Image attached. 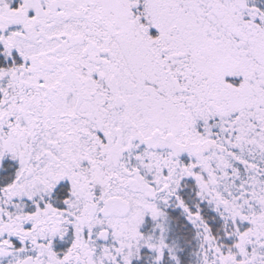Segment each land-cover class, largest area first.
I'll list each match as a JSON object with an SVG mask.
<instances>
[{"label": "snow or ice", "instance_id": "obj_1", "mask_svg": "<svg viewBox=\"0 0 264 264\" xmlns=\"http://www.w3.org/2000/svg\"><path fill=\"white\" fill-rule=\"evenodd\" d=\"M0 264H264V0H0Z\"/></svg>", "mask_w": 264, "mask_h": 264}]
</instances>
